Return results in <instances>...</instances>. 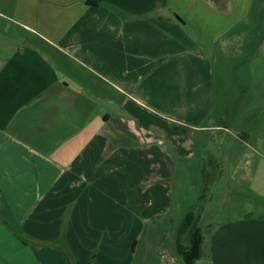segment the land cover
<instances>
[{
  "label": "crops",
  "instance_id": "0c3cea01",
  "mask_svg": "<svg viewBox=\"0 0 264 264\" xmlns=\"http://www.w3.org/2000/svg\"><path fill=\"white\" fill-rule=\"evenodd\" d=\"M89 1L0 0V264H65L33 245L59 239L75 264H133L142 222L173 208L166 147L192 158L193 128L201 145L215 132L242 144L228 150V218L203 251L211 264H264L253 0Z\"/></svg>",
  "mask_w": 264,
  "mask_h": 264
},
{
  "label": "rangeland",
  "instance_id": "374dc122",
  "mask_svg": "<svg viewBox=\"0 0 264 264\" xmlns=\"http://www.w3.org/2000/svg\"><path fill=\"white\" fill-rule=\"evenodd\" d=\"M252 8V21L262 24L264 22V0H253ZM248 18L251 20L250 16ZM194 112L195 119L192 120L189 117V120L201 124V109L194 110ZM196 116L198 117L196 118ZM186 126L184 125L185 128ZM189 132L191 133L190 140L184 142V148H191L192 158L177 157L166 147L172 157L175 169H177L174 178L173 208L169 214L142 222L143 231L135 246L133 264H182L177 247L189 246L191 232L187 231L178 236L177 231L185 214L190 210H194L197 214L195 225L201 230L202 236L203 233L205 234L211 229L216 221L228 218L227 211L233 200L232 197H234L229 194L234 181L233 178L230 179L232 174L229 172L232 169L231 164L235 161V157H231L228 150L234 147L237 140L227 136V140L220 141V132H215L209 136L206 144L201 145L200 129L193 128ZM237 143L240 148L241 142ZM233 149H237L236 146ZM233 149L232 152H235ZM203 176L209 182L206 193L203 187ZM200 204L203 205L202 210L198 208ZM33 245L53 248L61 255L65 264H75L73 255L60 239L52 241L51 244ZM203 253L202 257L194 264H211L207 258V252L204 250Z\"/></svg>",
  "mask_w": 264,
  "mask_h": 264
},
{
  "label": "trees",
  "instance_id": "16d2710c",
  "mask_svg": "<svg viewBox=\"0 0 264 264\" xmlns=\"http://www.w3.org/2000/svg\"><path fill=\"white\" fill-rule=\"evenodd\" d=\"M89 3H96V1H89ZM204 181H203V187H204V192L206 193L208 187H209V182L205 176ZM202 204L199 205L198 208L202 210ZM196 212L194 210L188 211L183 220L181 221L179 227H178V236L181 234L190 231V244L189 246H186L182 248L181 246L177 247L178 254L181 258L182 264H194L195 261L199 260L202 255H203V249H202V243H203V236L201 233V230L199 227L195 225V219H196ZM139 241V238H136L133 240L131 244V251L134 253L135 246L137 245ZM23 242H25L23 240Z\"/></svg>",
  "mask_w": 264,
  "mask_h": 264
}]
</instances>
